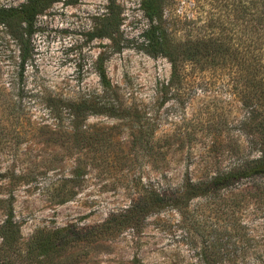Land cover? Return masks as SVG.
Listing matches in <instances>:
<instances>
[{"label": "rangeland", "instance_id": "374dc122", "mask_svg": "<svg viewBox=\"0 0 264 264\" xmlns=\"http://www.w3.org/2000/svg\"><path fill=\"white\" fill-rule=\"evenodd\" d=\"M26 1L0 0V8ZM118 3L124 36L139 44L140 0ZM106 5L54 3L36 21L24 68L21 47L0 26V227L11 208L23 250L16 264H264V179L214 197L191 192L238 163L228 152L242 117L236 104L220 86L205 95L201 83L185 86L180 100L163 94L172 73L166 59L135 43L112 54L109 40H90ZM104 53L112 54L110 90L95 70ZM223 108L224 135L193 134L201 111ZM143 200L149 210L134 223L107 224ZM60 229L72 235L67 245L28 259L39 233Z\"/></svg>", "mask_w": 264, "mask_h": 264}, {"label": "trees", "instance_id": "16d2710c", "mask_svg": "<svg viewBox=\"0 0 264 264\" xmlns=\"http://www.w3.org/2000/svg\"><path fill=\"white\" fill-rule=\"evenodd\" d=\"M106 1L104 13L95 18L97 26L89 31L90 40H109L112 54L121 53L129 47L128 43L137 44L138 50L148 56L170 63L171 78L163 85V94L170 93L180 100L187 90L185 86L196 89L201 83L205 95L213 94L220 86L230 95L229 104L235 103L242 116L236 125L235 145L228 151L238 163L230 170L215 171L209 180L191 185V192L214 197L245 180L264 179V0H140L146 25L138 35L139 44L137 39L124 36L125 18L118 0ZM56 2L60 0H27L18 7L0 8V26L21 47L22 68L31 58L29 48L37 31V19ZM112 54H102L95 63L106 90L111 89V82L105 65ZM206 75L209 80L200 81ZM189 79V83H184ZM227 123L224 108L208 115L201 111L193 134L200 130L221 136L225 129L228 131ZM251 150L254 156L248 155ZM262 191L264 197V187ZM147 201L139 202L107 224L122 227L134 223L149 210ZM6 211L8 218L0 227V264H16L17 258H22L21 237L11 208L6 207ZM96 233H102V229ZM71 238L68 229L39 233L29 243L28 259L46 246H65Z\"/></svg>", "mask_w": 264, "mask_h": 264}]
</instances>
